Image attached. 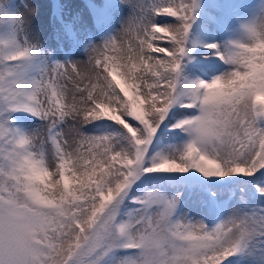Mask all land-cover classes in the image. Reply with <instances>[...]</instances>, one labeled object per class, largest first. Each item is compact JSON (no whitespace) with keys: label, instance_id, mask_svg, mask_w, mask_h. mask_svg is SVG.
I'll list each match as a JSON object with an SVG mask.
<instances>
[{"label":"snow or ice","instance_id":"obj_1","mask_svg":"<svg viewBox=\"0 0 264 264\" xmlns=\"http://www.w3.org/2000/svg\"><path fill=\"white\" fill-rule=\"evenodd\" d=\"M122 3L83 61L0 11V264H264V14L190 79L199 0Z\"/></svg>","mask_w":264,"mask_h":264},{"label":"rangeland","instance_id":"obj_2","mask_svg":"<svg viewBox=\"0 0 264 264\" xmlns=\"http://www.w3.org/2000/svg\"><path fill=\"white\" fill-rule=\"evenodd\" d=\"M119 4L117 0H0V11L23 17L27 31L56 60L59 54L70 51L87 58L89 46L102 44L111 36ZM257 12L264 14V0H199L189 35L190 51L184 75L194 78L204 57L215 62L211 50H205L203 45L208 42L223 44L241 37L242 25ZM158 43L165 46L164 41Z\"/></svg>","mask_w":264,"mask_h":264},{"label":"bare ground","instance_id":"obj_3","mask_svg":"<svg viewBox=\"0 0 264 264\" xmlns=\"http://www.w3.org/2000/svg\"><path fill=\"white\" fill-rule=\"evenodd\" d=\"M118 3L120 2V4L118 5L117 9V13L114 15V20L112 21L116 27L113 28L111 35H115L116 32H118L122 26L123 23L126 21V19L128 18L131 9L129 8V6L127 4L122 3V0H117ZM144 2V1H141ZM262 12H257L256 14L253 15V17L251 18V20H253L254 18H256L258 15H261ZM250 20V21H251ZM119 28V29H118ZM210 31H208L207 33H210ZM209 43V42H208ZM211 43V42H210ZM98 45V44H97ZM205 50H208L205 48ZM87 58H85L83 55H80L78 52H67V53H63V54H59L58 58H56L57 61L60 62H65V61H83L86 60ZM80 69L83 71L84 70V65L80 64L79 65ZM199 75V71L197 70V72H195L193 74V76Z\"/></svg>","mask_w":264,"mask_h":264}]
</instances>
